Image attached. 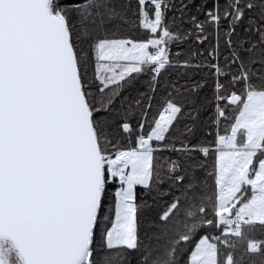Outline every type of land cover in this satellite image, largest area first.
Listing matches in <instances>:
<instances>
[{
	"label": "snow or ice",
	"instance_id": "1",
	"mask_svg": "<svg viewBox=\"0 0 264 264\" xmlns=\"http://www.w3.org/2000/svg\"><path fill=\"white\" fill-rule=\"evenodd\" d=\"M0 264H264V0H0Z\"/></svg>",
	"mask_w": 264,
	"mask_h": 264
},
{
	"label": "trees",
	"instance_id": "2",
	"mask_svg": "<svg viewBox=\"0 0 264 264\" xmlns=\"http://www.w3.org/2000/svg\"><path fill=\"white\" fill-rule=\"evenodd\" d=\"M199 2V0H198ZM173 52H175V48H173ZM224 126V122L221 123V128H223ZM209 139H211V137H209ZM257 235H259V230H257Z\"/></svg>",
	"mask_w": 264,
	"mask_h": 264
}]
</instances>
